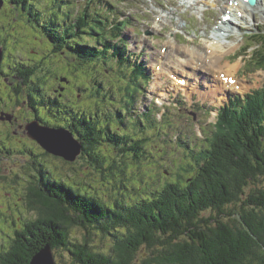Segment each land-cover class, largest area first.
Wrapping results in <instances>:
<instances>
[{
  "label": "trees",
  "instance_id": "trees-1",
  "mask_svg": "<svg viewBox=\"0 0 264 264\" xmlns=\"http://www.w3.org/2000/svg\"><path fill=\"white\" fill-rule=\"evenodd\" d=\"M31 1L9 3H21L24 9L31 6L36 27L51 44L49 51L62 59L70 53L78 65L73 72L109 60L121 65L129 61L123 28L132 25V16H125L111 0H84L74 14L76 1L63 0L71 8L61 13V20L51 19L43 24L38 18L40 11ZM48 23L51 31L59 28L63 33H47ZM38 43L36 39L26 43L21 48L24 55L18 57L26 60L8 66L17 76H5V67L0 65V152L20 153L31 161L40 151L53 155L36 140H11L7 136H14L13 126L2 125L14 109L24 108L25 101L39 93L49 97L39 104L46 107L48 118L62 115V122H56L75 133L83 146L75 161L53 156L70 165L77 164L78 158H87L90 171H80L81 178L76 180V175L58 174L43 165L37 167L40 178H35L36 182L29 180L24 193L29 209L37 215L24 220L16 230L9 246L0 252V264H30L48 244L54 252H69L72 264H264V88L251 90L242 99L235 97L220 109L212 137L206 147L192 152L195 163L188 164L184 180L166 182L149 198L130 203L115 198L108 202L89 193L82 184L94 179L110 183L108 180L119 177L126 186L125 182H131L135 173L131 165L140 168L144 160L149 162L155 156L149 147L150 137L136 139L117 131L94 103L83 107L67 104L64 109L57 98L47 96L38 83H46L44 76L51 79L52 86L56 79L62 82V72L47 67L42 55L47 58L50 52L38 49ZM262 44L264 48V41ZM33 48L37 53H33ZM261 51L259 62L264 66V49ZM129 65L130 82L134 83L127 84L126 89L134 103L136 87L140 86L136 78L149 75L142 64ZM64 78L70 82L69 76ZM131 85L136 87L130 90ZM34 146L41 150L37 152ZM32 166L27 163L28 168ZM73 228L83 231L82 239L72 236ZM94 234L110 239L111 248L96 249L91 243ZM143 247L149 249L148 254L138 260Z\"/></svg>",
  "mask_w": 264,
  "mask_h": 264
},
{
  "label": "rangeland",
  "instance_id": "rangeland-1",
  "mask_svg": "<svg viewBox=\"0 0 264 264\" xmlns=\"http://www.w3.org/2000/svg\"><path fill=\"white\" fill-rule=\"evenodd\" d=\"M75 1L72 14L84 4V0ZM111 1L118 10L124 12L125 16H132V25L123 28L124 36L128 40V49L132 52L129 58L130 62L127 61L126 65H121L115 60H109V62L98 64L94 68L80 67L78 71L73 72L78 65L70 58L72 55L66 53L68 58L62 59L60 55L52 54L49 51L51 44L40 29L36 27L35 19L30 14L31 6L28 5L24 9L21 7V3L4 2V7L0 8V44L4 48L2 64L5 67V76L17 73L8 66L24 62L26 58L18 59L19 55H24L21 48L26 47V43L36 39L39 41L38 49L44 48L50 52L49 57L45 58L46 54H44L42 59L48 64L47 67L57 68L58 71L62 72L59 73L62 75V82L56 79L52 86L51 79L44 76V72H41L40 74L44 76L43 79L46 83L42 85L38 82H32L33 84L38 83L43 86L42 91L47 96L61 97L64 104L62 108L64 109L67 104L83 107L94 103L104 120L109 121L117 131L127 133L136 139L144 136L150 137L149 147L152 150V155L155 156L149 162L144 160L140 168L135 164L131 165V169L135 173L131 175V182H125L127 183L126 186L121 184L119 177L108 180L110 183L95 182L94 179L93 181L90 180V183L82 184V187L89 193H96L108 202L123 199V201L130 203L140 198L151 197V193L162 189L166 182L184 180L187 177L188 164L195 163L191 159L192 152L207 146V141L211 138L214 128L213 124L217 121L218 110L234 96H237L238 93L235 92V89H239V87L235 88L234 86L241 84L242 94L264 86V66H260L259 62L263 53L261 49H264L263 44L259 46L258 42L251 41L252 35L264 37L260 35L264 33V13L260 7L256 10V15L250 16L249 19H236L227 25L234 31L235 36L231 39L236 40L224 39L227 44L226 49L233 48L228 49L222 60V65L224 69L235 66V68L229 69L230 74L227 73L238 80L234 86L230 85V88L224 83L225 89L220 88L214 94L202 96L200 89H195L197 77L193 79L194 86H190L188 94L186 89L182 88V85L175 80L173 75L180 74L184 78L183 76L188 75V73L167 68L163 64L164 53L162 48L165 47V43L169 39H174L178 35V41L181 45L204 52V45L208 44L207 38L211 30L215 28L216 23H222L224 16V12L218 10L219 4L217 8L212 5L216 0H209L208 2L199 0L198 3L189 6L192 8L184 6L187 5L184 4L186 0ZM211 1H213L212 4ZM31 3L40 11L38 18L42 24L50 22L51 19L61 20V13L71 8V4L63 3V0H32ZM224 4L227 5L225 0L222 1L219 9L225 10ZM229 4L231 5V2H228ZM257 6L259 7V4ZM50 24L46 25L45 31L47 33L55 32L58 35L63 33L59 28L51 31ZM258 30H262V33ZM241 46L242 49L240 50ZM245 48L247 52L243 51ZM32 50L33 53H37L36 49L33 48ZM176 54L177 52L172 53L173 61L176 60ZM159 56L160 60L158 59ZM16 61L17 63H15ZM238 62L240 64H237ZM128 63L142 64L149 75L146 81H143L145 77L140 75L142 80H139L140 86H130V90L136 87L139 91L134 103H132L129 91L126 89L132 76L131 65ZM171 65L168 64V67ZM190 71L199 77L201 76V78L204 77L200 80L209 82L208 85L210 86L216 82L217 84L213 85L219 89L221 80H217L218 78L214 75H217L214 68L200 66L199 68H191ZM28 74L27 78L31 80L32 75ZM64 76L70 77L69 83L65 81ZM198 85L199 87L203 86L202 83ZM201 90L203 93L208 88H201ZM24 105V108L18 107L19 111L22 109L29 111L26 104ZM129 111L132 113L130 114ZM148 114L151 115L150 120L146 118ZM41 115L54 122L48 118L46 111ZM60 117L63 116L60 115ZM134 117L140 121L137 122ZM55 119L58 118L55 117ZM103 144L106 142L103 141ZM107 146H104L105 149ZM33 148L37 152L41 150L36 146ZM39 154L34 156L31 161L20 153L0 152V252L9 246L11 237L17 229L22 227L24 220L35 218L37 215L36 211L29 209L24 198L25 185L28 181L40 178L37 167L40 165H43L44 168L50 167L58 174L70 173L72 176L76 175V180L81 178L80 171H90V161L87 158H78L77 164L70 165L63 159H55L53 155H44L41 151ZM131 161L135 160L132 159ZM28 162L33 165L31 168L27 167ZM166 171L167 175H169V171L171 172L169 177L165 175ZM31 174H35V176L31 177ZM114 185H118L116 189ZM209 213L210 211L207 210L206 214ZM72 236L82 239L83 231L79 228H73ZM91 240L96 249L108 251L112 246L110 239L101 238L99 235L94 234ZM148 250L147 247H143L137 255L138 260L147 256ZM54 253L59 264H72V255L69 252L59 250Z\"/></svg>",
  "mask_w": 264,
  "mask_h": 264
},
{
  "label": "bare ground",
  "instance_id": "bare-ground-1",
  "mask_svg": "<svg viewBox=\"0 0 264 264\" xmlns=\"http://www.w3.org/2000/svg\"><path fill=\"white\" fill-rule=\"evenodd\" d=\"M203 1L208 2L209 0H203ZM222 1L216 0L215 3L211 1V4L213 3L212 5L216 7L219 4V8H220ZM225 1L228 3V0H225ZM258 1L259 3L253 4V5L250 4L247 0H239V1L236 0V3L230 6L224 4V6L227 8V9L225 8V11H226L225 14L231 15V19L222 20V23L216 24L215 28L211 30L209 37L207 38L208 44L204 45L205 46L204 52H200L199 50L195 48H189L188 46L181 45L178 41V35L175 36L174 39H169L165 43V47L167 49H166L164 56L162 57L164 61L163 64L167 68L178 70V71L182 70L181 72L188 73V75L186 76L190 79L188 80V83L185 84L186 89L190 88V86L194 84V81L191 80V78L199 77L190 71L191 68H199L200 66L201 67L202 66L211 67V68H214L215 72L217 73L219 77H222L223 75H225L226 77H230L229 69H233L235 68V66H229V69H224V66L222 65L223 64L222 60L225 54L228 52V49L230 50L233 47L226 49L227 44L226 42H224V39L234 38L235 35H234L233 29L227 25H229L231 22H233L236 19L238 20L249 19L250 16L256 15V10L260 7H261V11L264 13V0H258ZM198 2L199 0H186V3L184 4H187L188 6H192ZM258 4H259V7L257 6ZM173 52H177L175 61L172 60ZM168 64H172V65L168 67ZM237 64H240V62H238ZM238 68L239 67L237 66V69ZM173 77H175L177 82L178 81L180 82V79H182L181 76H179V74H177V76L173 75ZM201 83L203 86L199 87L198 84H201ZM215 83L216 82H213L212 86H210L208 85L210 84L209 82H203V80L196 81L195 89L199 88L201 91V95L207 96L209 94L216 93L218 90H220V88L221 89L226 88L224 85H220L218 86L219 89H217V86L213 85ZM206 87L208 88V90L202 93L201 88H206ZM187 94H188V91H187ZM189 96H190V93H189Z\"/></svg>",
  "mask_w": 264,
  "mask_h": 264
},
{
  "label": "water",
  "instance_id": "water-1",
  "mask_svg": "<svg viewBox=\"0 0 264 264\" xmlns=\"http://www.w3.org/2000/svg\"><path fill=\"white\" fill-rule=\"evenodd\" d=\"M3 60V46L0 44V65ZM27 133L49 153L75 161L82 152V144L74 133L65 127L41 125L32 121L27 125ZM30 264H59L53 248L48 244L34 255Z\"/></svg>",
  "mask_w": 264,
  "mask_h": 264
},
{
  "label": "flooded vegetation",
  "instance_id": "flooded-vegetation-1",
  "mask_svg": "<svg viewBox=\"0 0 264 264\" xmlns=\"http://www.w3.org/2000/svg\"><path fill=\"white\" fill-rule=\"evenodd\" d=\"M38 91L36 90V93ZM57 98L58 101L61 102L60 97L58 96H54L52 97V99ZM47 99L44 98V95L37 93L36 97L34 98H29L25 101L26 107L29 108V112L25 113V114H21V112L19 110H13V114L12 116L8 117L6 120L3 119V123L2 125H6L8 128L11 126H13V129H11V134L13 132V137L11 136H7L9 138H11V140H17L18 143H22L24 140L27 141H32L34 140L33 138H31L29 136V134L27 133V124L34 121V120H39L42 124H54L57 125V122H49L47 119H45L41 113H44V107L39 105L40 103H42V101H47ZM15 116V117H14ZM58 116V120L57 121H61V117L59 114H57ZM12 117V119H11ZM10 134V135H11ZM35 141V140H34Z\"/></svg>",
  "mask_w": 264,
  "mask_h": 264
}]
</instances>
